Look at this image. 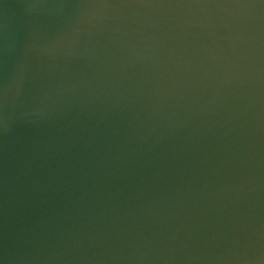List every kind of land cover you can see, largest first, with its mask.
<instances>
[{"label": "water", "instance_id": "1", "mask_svg": "<svg viewBox=\"0 0 264 264\" xmlns=\"http://www.w3.org/2000/svg\"><path fill=\"white\" fill-rule=\"evenodd\" d=\"M0 264H264V0H0Z\"/></svg>", "mask_w": 264, "mask_h": 264}]
</instances>
